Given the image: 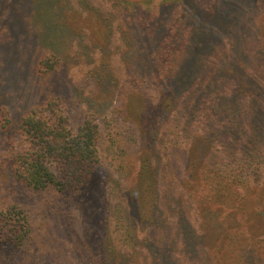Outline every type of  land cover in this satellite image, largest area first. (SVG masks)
Wrapping results in <instances>:
<instances>
[{
    "label": "trees",
    "instance_id": "16d2710c",
    "mask_svg": "<svg viewBox=\"0 0 264 264\" xmlns=\"http://www.w3.org/2000/svg\"><path fill=\"white\" fill-rule=\"evenodd\" d=\"M201 1L163 0L160 13L149 17V25L138 27L130 60L139 84L136 90L141 92L135 86L121 93L124 102L116 109L138 122L149 147L158 133L162 140L171 139L164 164L185 168L178 183L207 184L186 194L200 208L199 223L196 226L182 212L179 230L170 236L171 241L165 240L169 230L159 204L167 200L169 188L157 169L160 156L139 159L137 186L122 192L134 204L122 207L127 217L134 213L128 220L131 224L136 218L142 226L161 228V241L150 246L151 264H184L173 256L177 240L185 243L188 264L227 260L229 264H261L264 209L256 210L258 203L251 201L258 200L255 186L264 193V10L259 8L264 0H214L204 9ZM69 2L22 0L26 10L12 14V45L0 42V48L8 50L7 60L11 61V53L17 59L14 77L8 68H4L7 79L0 77V126L8 130V137L4 136L10 146L4 161L14 191L37 196L39 203L32 205V212L52 223L55 236L87 237L84 244L78 243L87 251L79 264H123V257L130 254L123 255L121 250L101 254L104 247L113 245L108 236L109 175L102 168L99 126L91 115L77 127L70 124L61 102L67 101V93L75 96L79 89L69 88L65 96L59 93L69 85L65 78L63 82L51 78L60 68L51 55L60 54L43 50L48 44L61 47L73 35V13L80 19L81 12L68 9ZM133 15L126 10L129 28L137 26ZM93 16L98 21V14ZM34 38L30 48L35 50L30 53L27 41ZM95 75H100L98 68ZM100 81L104 84L105 78ZM99 109L92 105L89 112L101 113ZM147 151L151 154V148ZM119 164V174L127 175L131 164L122 160ZM74 208L82 210L80 226ZM29 214L27 206L15 203L0 209V247H10L12 264L30 245ZM130 223L124 233L133 242ZM235 230H241L240 235H232ZM248 239L255 242L249 244ZM60 250L37 257L29 249L23 264L38 260V264H62Z\"/></svg>",
    "mask_w": 264,
    "mask_h": 264
},
{
    "label": "rangeland",
    "instance_id": "374dc122",
    "mask_svg": "<svg viewBox=\"0 0 264 264\" xmlns=\"http://www.w3.org/2000/svg\"><path fill=\"white\" fill-rule=\"evenodd\" d=\"M162 1L86 0L80 3L77 0H71L68 9H73L72 7H74L75 12H81L80 19L76 17L78 14L73 13L75 16L72 17L73 35L67 36L66 42L61 47L48 44L43 49L47 52L58 51L61 56L58 57V54L56 55L57 57L53 54V56L51 55L52 63L55 65L57 60L60 66L57 73L52 72L54 76H51V78L55 77L59 82H63L64 79H61L65 78L69 84L65 91L64 89L58 90L59 93L65 96L69 88L70 91L71 89H75V91L77 88L79 89V93H76L75 96L67 93L65 96L67 101L61 102L70 124L73 127H77L91 115L99 126L97 142L101 152L102 168L109 175L106 196L112 206L109 211L108 236L110 243L113 245L110 249L104 247L103 251L101 250V254H104L105 250L112 253L115 250H121L120 252L126 256L130 254V257H123V264H151V243L158 244L164 236L161 228L155 225L142 226L143 224L138 222L136 218L132 224L128 222V220L130 221L131 218L135 217L134 213H130L129 217H127L122 207L124 204H126V208L130 207V204H134L133 199L129 200L122 192L123 190H132L134 185L137 186L138 182L135 175H137L140 168V158H150L151 155L161 157L160 165L157 169L161 180L163 183H167L166 187L169 188L167 200L165 202L160 201L159 204V212L164 216L163 220L169 230L168 234L165 235L167 237L165 240L171 241L170 236L179 230V219L182 212L187 215L188 220L196 226L198 225L200 208L192 204L186 194L196 193L199 187L206 188L207 186L206 183H195L189 180L184 181L183 184L178 183L185 168L179 166V164L173 166L164 164L168 158V147L171 146L169 145L171 139L162 140V134L158 133L152 140V146L150 145L149 147L147 141L143 140L141 133H139V128L136 124L138 122L124 117L121 112H116L119 103L124 102L123 97L119 95L129 92L135 86V90L139 87L131 69L130 59L135 50L133 36L139 32L140 29L138 27L145 29L149 25L148 19L151 15L160 13ZM212 1L214 0H203L204 3L201 1L203 9L211 4ZM259 8L264 10V1H260ZM17 9L26 10L22 0H0V42L3 41L7 47L12 45V39L10 40V37H12V14ZM126 10L133 12V14L135 13L133 17L137 26L127 27L125 22ZM174 12H178V7L174 9ZM18 13L20 12L18 11ZM93 14H98V21H95ZM35 42V38L33 40L29 39L27 46L33 48ZM31 48L28 49L30 53L35 50ZM7 52L8 50H5L4 47L0 48V70H2L0 71V77L3 80L7 79L6 75H4V68L6 70L8 68V72L11 73L9 76L14 77L12 72L15 71V66L13 64L17 60L14 56L12 58V53L10 56L11 61L7 60ZM96 68H98L100 73L98 76L95 75ZM102 76L105 78L104 84L100 81ZM92 105L98 108L100 106L101 109L99 110L101 113L90 114V106ZM7 133L8 130L4 131L3 127L0 126V209L8 208L13 203L18 204L20 207L24 206L26 208L27 206L29 213H31L29 217L32 226L30 245L20 254L19 262L16 263L23 264L29 249L33 250L37 257H42L46 255L45 253L54 250L58 251V248H61L60 254L64 262L62 264H79L81 254L87 253L86 249L80 246L84 244L87 237L79 234L66 239L55 236L50 226L52 223L41 219L37 216V212H32V205L37 206L39 203L37 196L29 192L23 195L17 190L14 191L12 174L8 169V162L4 161L10 148L9 142L5 138V136L8 137ZM169 137L171 138V135ZM165 144L169 146L166 148ZM149 148H151V154L147 151ZM154 157L151 158L154 159ZM121 160L124 163L128 162L131 164V166L127 165L128 167L125 171L127 175L119 174L118 164ZM166 172H168L167 175H165ZM172 174L175 175L174 178L171 177ZM158 184L162 185L161 183ZM253 189L255 190V198L256 200L258 198V200L251 202L254 205L258 203L256 210L264 209L262 188L255 186ZM201 204H204V202ZM117 206L118 208H116ZM72 211L77 214V223L80 226L82 210L74 208ZM202 214H204V211ZM128 223H130L129 225H131L132 232L135 235L133 242L128 241L129 235L126 232L124 233ZM240 233L241 230H235L232 235H240ZM177 241L178 246L174 249L173 256L177 263L182 261L184 264H188L190 258L186 256L185 243L181 240ZM248 241L249 244L255 242L253 239H248ZM1 245L0 264H12V257H10L12 250L7 245ZM260 250L261 254L264 255V247H261ZM137 256H139V259L136 262H128V259L135 260ZM38 263L39 260L36 264ZM229 263V260H227L224 264ZM89 264L93 263L90 262ZM261 264H264V261Z\"/></svg>",
    "mask_w": 264,
    "mask_h": 264
}]
</instances>
